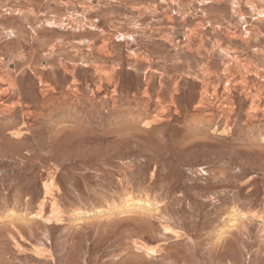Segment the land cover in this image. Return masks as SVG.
Returning a JSON list of instances; mask_svg holds the SVG:
<instances>
[{"label": "rangeland", "instance_id": "rangeland-1", "mask_svg": "<svg viewBox=\"0 0 264 264\" xmlns=\"http://www.w3.org/2000/svg\"><path fill=\"white\" fill-rule=\"evenodd\" d=\"M0 82V264H264V0H0Z\"/></svg>", "mask_w": 264, "mask_h": 264}, {"label": "bare ground", "instance_id": "bare-ground-1", "mask_svg": "<svg viewBox=\"0 0 264 264\" xmlns=\"http://www.w3.org/2000/svg\"><path fill=\"white\" fill-rule=\"evenodd\" d=\"M198 28V27H197ZM1 83V82H0ZM47 88V87H46ZM47 91V90H46ZM72 91V90H71ZM253 104V103H252ZM48 187V186H47ZM48 193V192H47ZM129 199V198H128ZM142 201V200H141ZM52 203V202H51ZM135 203V202H134ZM140 204V203H139ZM134 205V204H133ZM147 205V204H146ZM136 206V205H135ZM57 207V206H56ZM139 207H142V206H139ZM54 208H55V205H54ZM119 208V207H118ZM135 208V207H134ZM142 208H144L145 209V207H142ZM127 209V208H126ZM118 210V209H117ZM123 210H125V209H123ZM122 211V210H121ZM130 211V210H129ZM54 212V211H53ZM114 212H115V210H114ZM105 213H106V211H105ZM109 213H110V210H109ZM113 213V212H112ZM124 213V212H123ZM126 213V212H125ZM128 213V212H127ZM51 214V213H50ZM117 214V213H116ZM120 214V213H119ZM232 216H234V214H231ZM236 217V216H235ZM53 218V217H52ZM80 219V218H79ZM232 219H236V218H232ZM49 220V219H48ZM27 221V220H26ZM78 221V220H77ZM230 222V221H229ZM235 223V222H234ZM25 230V229H24ZM13 237V236H12Z\"/></svg>", "mask_w": 264, "mask_h": 264}]
</instances>
